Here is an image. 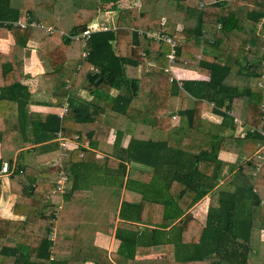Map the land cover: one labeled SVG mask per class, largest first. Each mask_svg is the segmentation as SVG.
I'll list each match as a JSON object with an SVG mask.
<instances>
[{
	"label": "trees",
	"instance_id": "obj_1",
	"mask_svg": "<svg viewBox=\"0 0 264 264\" xmlns=\"http://www.w3.org/2000/svg\"><path fill=\"white\" fill-rule=\"evenodd\" d=\"M116 1L102 0L103 3L114 2L113 6L118 11V16L114 22L110 21L108 29L92 32L87 40H74L63 36L62 32H77L83 26L90 27L99 17V12L109 8L102 5L98 9L96 4L86 5L84 0H0V20L11 22L0 26V39L9 36L14 39L8 53L0 51V103L6 101L8 115H19L20 130L25 139L34 143L50 141L57 131L62 130L69 138L78 135L81 143L88 142L90 148H95L102 116L107 109L125 115L130 109L136 110L147 116L154 129H168L170 125H160L157 118L166 114L170 96L178 91L176 81L169 82V77L163 73L171 64L168 54L172 46L164 40L147 37L146 32L161 30L172 35L177 41L176 59L172 65L196 70L210 77L206 82H183L182 87L199 99L188 109L191 128H198L204 108L203 100H206L213 102V106H208L212 111L224 116V125L237 130L239 127L244 129L243 137H236L233 133L216 136L209 150L197 153L195 150L179 148L168 159L165 157L171 153L168 141H131V153L122 156L124 161L120 162L121 167H126L125 161L152 165L155 161L159 169L168 167L171 181L182 184L184 177H187V184L180 188L179 196L189 198V202L182 206L172 195L173 200L167 203V211L171 214L168 222L173 223L217 185V178L212 185L205 187L202 184L196 187L195 182L203 180L202 162L208 159H215L217 164L220 162L217 154L225 139L236 137V145L241 148L237 151L239 154H254L264 143V39L259 37L256 29L257 23L264 18V0H131L126 4ZM135 1L140 2L141 8L134 5ZM144 4H150V9L144 10ZM23 14L28 17V22L35 21L43 27L30 23L27 26L13 24L24 17ZM173 24L181 25L182 29L171 31ZM206 26L213 28L209 31ZM47 27H52L54 31H48ZM260 34L264 36V25ZM35 46L51 65L52 70L48 75L55 80L53 97L59 104L69 102L68 113L62 118L53 113L31 111V93L22 80L26 76V53ZM85 50L88 51L87 56H83ZM230 57L243 58L245 65L234 71ZM71 59L76 60V63L70 64ZM148 63L154 64L151 75L157 81L164 76L167 84L163 87H169L170 84L174 88L157 87L160 91L154 88L153 95L151 91L144 92L140 85ZM140 65L141 75L138 70ZM90 77L92 83L88 85L87 78ZM253 79L258 80V85H253ZM261 80L263 85L260 86ZM82 88L89 90L91 99L78 97ZM113 89L119 90L116 96L111 94ZM236 117L239 122L235 121ZM133 148L136 149L135 154H132ZM92 155V150L77 147L63 157L62 166L43 167L40 174L46 171L44 173L54 180L35 182L37 194L34 195L38 199L26 202L18 198L13 213H24V218L0 216V238L5 240V244L0 247V263L82 264L84 258L78 253H74L69 260L51 259L55 246V242L50 239L51 230L60 225L62 216L49 210L45 200L55 188L60 170L76 177L75 168L84 166ZM253 160L256 164L255 161L260 159L254 156ZM263 169L264 162L258 173L253 171L257 179ZM22 170L19 167L11 175L12 191L16 190L14 180L20 181ZM76 190V186L66 190L67 197ZM169 191L172 192V187ZM142 192H146V189H142ZM152 193L158 195L160 191L157 188ZM235 194L232 192L228 200H222L217 211H209L207 224L198 242L186 244L192 241V237L185 234L181 238L185 249L180 251L177 250L175 237L168 242L172 247L165 259L167 264H221V259L246 264L252 223L243 228L246 221L243 224L238 219L240 214L235 204ZM258 200L255 199V202ZM24 207L28 208L27 212L21 210ZM130 207L140 213L135 204H130ZM124 210L123 207L122 212ZM249 216L252 219L251 213ZM128 219L135 220L133 214ZM193 221L192 214L188 212L183 221L185 229H190ZM128 226L133 225L130 223ZM121 239V249L135 246V234L130 232L127 237L121 236ZM225 244L226 247L227 244L231 245L232 249L225 247L226 251L223 252ZM119 252L130 256L125 250ZM131 254L134 258L135 253Z\"/></svg>",
	"mask_w": 264,
	"mask_h": 264
},
{
	"label": "crops",
	"instance_id": "obj_2",
	"mask_svg": "<svg viewBox=\"0 0 264 264\" xmlns=\"http://www.w3.org/2000/svg\"><path fill=\"white\" fill-rule=\"evenodd\" d=\"M129 1L131 0H117L116 2L126 4ZM111 4L114 5V2ZM149 6L150 4H147V7ZM113 8L115 10L110 8L99 12V17L95 18L92 25L108 26L110 21L114 22L118 11L116 7ZM263 25L264 18L256 25L259 37L262 39L264 36L260 34V29ZM172 27L174 30L182 29L179 24H173ZM206 27L209 31L213 28L212 26ZM177 38L182 41L180 37ZM13 43L12 36L1 38L0 51L8 53ZM70 62L74 64L76 60L71 59ZM230 63L234 71H238L245 65L244 59L237 57H230ZM51 70L50 63L37 46L27 51L24 64L26 76L22 81L29 87L31 93V111L41 114L53 113L60 117L63 104L57 103L52 95L55 80L48 75ZM138 70L141 75L142 65ZM144 71L146 74L140 85L144 92L151 91L153 95L154 88L157 91H160L157 87L169 90L174 88L170 84H168L169 87H163L167 84L164 76L157 81L151 75L154 71V64L148 63ZM163 73L169 77V82L176 81L178 86V91L169 98L168 111L157 118L160 125H170V127L154 129L147 116L136 110L130 109L125 115L107 109L102 116V126L96 137L95 148H90L88 142L81 143L78 135L75 137L77 142L73 143L71 139L74 138H69L62 130L61 132L70 141L68 149L65 150H61L55 137L45 143H34L27 140L19 127V115H8L6 101H1L0 170L7 161L10 164V172L0 175V216L14 219L24 218V213L19 215L13 213L18 198L26 202L36 200L38 198L34 195L37 194L35 182L45 183V181L54 180L44 173L46 171L40 174L43 167L62 166L63 157L77 147H85L94 152L84 166L75 168L76 177L69 176L63 170L59 171L58 176L61 172L69 176L66 190L76 186L77 190L72 196L67 197L66 192L55 194L51 192L45 200L49 210H54L57 216H62L60 225L54 226L51 230L50 239L55 242L51 259L69 260L75 255L74 253H78L84 258L82 264H167L165 259L172 247L168 242L175 237L178 242V251L185 249L181 240L185 234L192 237V241L186 244L193 245L198 242L207 224L209 211L211 209L217 211L220 202L224 199L228 200L233 192L237 196L235 204L240 214L238 219L243 224L246 221L243 228L252 223L250 240L247 244L246 264H264V216H262L264 169L260 172L258 179L257 174H253L254 170L257 173L260 171L264 162L262 157L264 156V143L254 154L237 153L241 148L240 145H236L235 139L240 135L243 137L244 129L239 127L237 130L235 127L224 125V116L212 111L208 106H213V102L206 100H203L204 108L201 112L200 124L198 128L192 129L187 113L188 109H191L199 99L182 87L183 82L188 80L206 82L210 80V77L196 70L178 66H173L172 69L169 66ZM257 82L258 80L253 79L254 86L258 85ZM90 83H92L91 77L87 78V84L90 85ZM118 93V89H113L111 92L113 96ZM78 97L91 99L92 94L87 88H82ZM9 106H11L10 103ZM236 119L239 120L236 117L235 121ZM232 133L236 137L225 139L218 150L217 157L220 162L217 164L215 159L202 162L200 167L203 180L198 182L195 179L196 187L200 184L203 185L202 187L212 185L216 178L218 179L217 185L173 223L168 222L171 214L167 211V203L173 200V196L175 201L182 206L189 202V198L179 196L180 188L187 184V177H184L182 184L173 182L171 181L172 176L168 174V167L159 169L155 161H153L154 165L125 161L126 167L120 166V162L124 161L122 156L131 153L129 147L132 140L168 141L171 145L169 148L171 153L165 156L168 159L175 155L179 148L187 151L195 150L197 153H201L204 149L209 150L216 136H228ZM135 152L136 149L133 148L132 154ZM211 153L214 154L212 151ZM254 156L260 159L255 161L256 164H254ZM19 167L21 170L24 168L28 170L29 174L22 170L20 181L19 179L14 180L16 190L12 191L11 175ZM170 187H172L171 193ZM157 188L161 194L152 193ZM142 189H146V192L143 193ZM258 198L259 200L255 202ZM130 204H135L140 213L130 207ZM123 207L124 212H122ZM21 210L27 212L28 208L24 207ZM188 212L192 214L194 221L191 228L187 230L183 221ZM131 214L135 220L128 219ZM130 223L132 227L128 226ZM243 228L241 227L240 230ZM153 229L156 230L153 231ZM130 232L136 236V242L133 244L135 246L130 249L129 247L121 249V236L127 237ZM4 244L5 240L0 238V247ZM225 247L226 244L223 252L226 248L232 249L229 244ZM121 250L130 253V256L121 254L119 252ZM133 252L135 253L134 258L131 256ZM221 261V264H235L224 259Z\"/></svg>",
	"mask_w": 264,
	"mask_h": 264
},
{
	"label": "built area",
	"instance_id": "obj_3",
	"mask_svg": "<svg viewBox=\"0 0 264 264\" xmlns=\"http://www.w3.org/2000/svg\"><path fill=\"white\" fill-rule=\"evenodd\" d=\"M11 23L10 21H2L0 20V26L3 24H9ZM32 25V26H40L43 27L42 24H39L35 21L33 22H28V17L25 16L24 18H20L18 21L13 22V24L16 25H20V26H27V25ZM108 29V26L106 25H102V26H96V25H91L90 27H86L85 30H78L77 32H62V35L69 38V39H74V40H79L81 38H84L85 40H87L90 36L91 33L96 31V30H106ZM47 30L50 32H53V28L52 27H47ZM147 37L152 38L154 40H164L168 43L171 44L172 46V51L171 53L168 54L169 57V61H170V67L171 69L173 68L172 63L175 61L176 59V50L175 47L177 45V41L175 40V38L170 35L169 33H165L162 32L161 30H149L146 32ZM88 55V51L85 50L83 53V56H87ZM263 64V68H264V59L262 61ZM263 78H264V72H263ZM259 85H263V81L261 80L259 82ZM264 107V105H263ZM69 110V102L66 101L63 105H62V112L60 113V117H63L66 113H68ZM237 122H239V120L236 119ZM253 130V128H252ZM263 135H264V131H263ZM72 141H74L73 143L77 142V138L71 139ZM55 141H57L59 143V146L61 148V150H65L68 149L69 147V139L67 137H65V135L61 132V131H57L55 134ZM264 158V156H262ZM10 172V164L5 161L2 169L0 170V175L4 174V173H9ZM69 183V176L64 173L61 172L58 176V178L55 181V188L52 190V193H64L66 191L67 185Z\"/></svg>",
	"mask_w": 264,
	"mask_h": 264
},
{
	"label": "rangeland",
	"instance_id": "obj_4",
	"mask_svg": "<svg viewBox=\"0 0 264 264\" xmlns=\"http://www.w3.org/2000/svg\"><path fill=\"white\" fill-rule=\"evenodd\" d=\"M84 2H85L86 5H94V4H96L97 7H98V9H99V6L105 5L107 7H111V9L115 10V8H113L114 7L113 4H111V3H103L102 0H84ZM134 5L137 6V7H140L141 6L140 2H136V1L134 2ZM142 8L144 10L150 9V7H147V4H144L142 6ZM170 29H171V31H173V27H171Z\"/></svg>",
	"mask_w": 264,
	"mask_h": 264
},
{
	"label": "water",
	"instance_id": "obj_5",
	"mask_svg": "<svg viewBox=\"0 0 264 264\" xmlns=\"http://www.w3.org/2000/svg\"><path fill=\"white\" fill-rule=\"evenodd\" d=\"M86 29V27L85 26H83L82 28H81V30H85Z\"/></svg>",
	"mask_w": 264,
	"mask_h": 264
}]
</instances>
